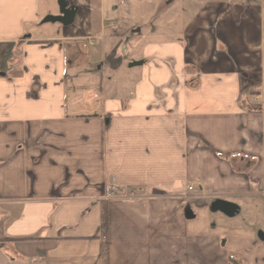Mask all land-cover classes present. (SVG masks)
I'll use <instances>...</instances> for the list:
<instances>
[{"label": "crops", "instance_id": "crops-1", "mask_svg": "<svg viewBox=\"0 0 264 264\" xmlns=\"http://www.w3.org/2000/svg\"><path fill=\"white\" fill-rule=\"evenodd\" d=\"M166 4L0 0V264H264V0Z\"/></svg>", "mask_w": 264, "mask_h": 264}, {"label": "rangeland", "instance_id": "rangeland-1", "mask_svg": "<svg viewBox=\"0 0 264 264\" xmlns=\"http://www.w3.org/2000/svg\"><path fill=\"white\" fill-rule=\"evenodd\" d=\"M155 2H156V4H157V9H156V11H153L152 12V14L148 17V16H145V19H144V21L142 22H140V24L141 23H144V24H146V26H147V28H148V21L150 20V19H152V18H155V17H158V16H165V10L167 9V0H155ZM60 12L61 11H59L58 9H55V12H54V14H60ZM55 22H57V24H59V21H55ZM52 23H54V22H49L48 24H52ZM145 26V27H146ZM163 27V25L162 26H160L159 27V31L158 32H154V34H160L161 32H160V29H163L162 28ZM146 28V29H147ZM145 31V30H144ZM131 32H132V30H131ZM147 37H151V35L150 34H148L147 35ZM153 37H156V38H159L160 36L159 35H156V36H153ZM86 48V49H85ZM84 49H82V48H77L76 50H78V51H85L86 53L88 52V51H90V47H85ZM128 57L127 58H131V57H133V56H131V54L129 53H127L126 54ZM106 56L108 57V54H106ZM69 57H70V55H69V53H67V58L69 59ZM125 64V63H124ZM79 72V74H78V81H82V82H84V81H88L89 79H90V71L88 70V69H86V68H81V69H77L76 71H72L71 70V68H69V67H67V74H68V77H67V79H68V81H67V84L68 85H71V82H73V74L75 75L76 73H78ZM81 75V76H80ZM119 76H121V73L120 74H118ZM117 75V76H118ZM86 76V77H85ZM116 76V77H117ZM89 89H91V88H89ZM89 93V92H88ZM127 194V193H126Z\"/></svg>", "mask_w": 264, "mask_h": 264}, {"label": "trees", "instance_id": "trees-1", "mask_svg": "<svg viewBox=\"0 0 264 264\" xmlns=\"http://www.w3.org/2000/svg\"><path fill=\"white\" fill-rule=\"evenodd\" d=\"M101 264H109L108 257V215L105 202L100 208Z\"/></svg>", "mask_w": 264, "mask_h": 264}, {"label": "built area", "instance_id": "built-area-1", "mask_svg": "<svg viewBox=\"0 0 264 264\" xmlns=\"http://www.w3.org/2000/svg\"><path fill=\"white\" fill-rule=\"evenodd\" d=\"M89 44H92V43H89ZM112 180L114 181V178ZM107 193L109 195H121V196H124L126 194L124 189L118 187L115 184H112L111 186H109V188H107Z\"/></svg>", "mask_w": 264, "mask_h": 264}, {"label": "water", "instance_id": "water-1", "mask_svg": "<svg viewBox=\"0 0 264 264\" xmlns=\"http://www.w3.org/2000/svg\"><path fill=\"white\" fill-rule=\"evenodd\" d=\"M62 16H58V17H50L48 18L47 20H55V19H61V20H64L67 18L68 14H72L73 13V10L72 9H66V10H62ZM129 65H132V64H129Z\"/></svg>", "mask_w": 264, "mask_h": 264}]
</instances>
